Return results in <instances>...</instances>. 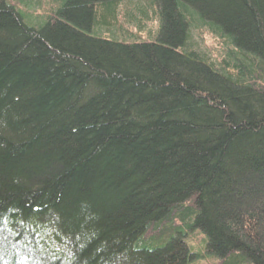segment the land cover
Wrapping results in <instances>:
<instances>
[{"label":"trees","instance_id":"trees-1","mask_svg":"<svg viewBox=\"0 0 264 264\" xmlns=\"http://www.w3.org/2000/svg\"><path fill=\"white\" fill-rule=\"evenodd\" d=\"M196 233L264 264V0H0V264H195Z\"/></svg>","mask_w":264,"mask_h":264},{"label":"rangeland","instance_id":"rangeland-1","mask_svg":"<svg viewBox=\"0 0 264 264\" xmlns=\"http://www.w3.org/2000/svg\"><path fill=\"white\" fill-rule=\"evenodd\" d=\"M25 1H42V3H45L46 0H25ZM205 42L207 44V46H210V47H215L218 45V43L216 42L215 39H213L212 37L210 36H206L205 37ZM204 240L206 241V237L202 234H198L196 233L195 237L193 238L192 242L190 240V248H192V250L198 255V260L195 261L196 263L195 264H204V262L206 261L205 258H200V257H205V253L202 252L201 248L204 246L203 242ZM68 252V251H67ZM70 258L73 257L72 255V252L69 251L68 254H67ZM209 259V258H207Z\"/></svg>","mask_w":264,"mask_h":264}]
</instances>
